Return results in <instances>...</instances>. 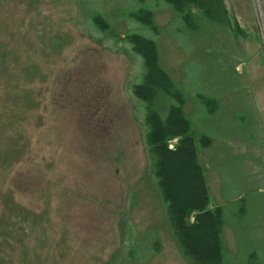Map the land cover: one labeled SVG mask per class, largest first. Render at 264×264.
<instances>
[{
    "label": "rangeland",
    "instance_id": "1",
    "mask_svg": "<svg viewBox=\"0 0 264 264\" xmlns=\"http://www.w3.org/2000/svg\"><path fill=\"white\" fill-rule=\"evenodd\" d=\"M225 3L234 29L166 0H0V264H192L133 93V34L180 95L154 109L191 123L224 264H264L263 160L241 153L264 144V0Z\"/></svg>",
    "mask_w": 264,
    "mask_h": 264
},
{
    "label": "trees",
    "instance_id": "2",
    "mask_svg": "<svg viewBox=\"0 0 264 264\" xmlns=\"http://www.w3.org/2000/svg\"><path fill=\"white\" fill-rule=\"evenodd\" d=\"M188 22L201 14L209 20L234 29L225 0H166ZM148 25L153 27L152 13ZM139 18V15H137ZM96 23L107 26L100 17ZM238 25V24H237ZM133 51L143 57V82L135 85L134 95L146 103L148 144L175 236L192 264H224L222 247L223 211L212 208L205 170L198 161L191 123L182 106H172L163 119L154 109L159 93L180 97L170 76L161 68L153 40L139 34L128 38ZM176 141L174 145H171Z\"/></svg>",
    "mask_w": 264,
    "mask_h": 264
},
{
    "label": "flooded vegetation",
    "instance_id": "3",
    "mask_svg": "<svg viewBox=\"0 0 264 264\" xmlns=\"http://www.w3.org/2000/svg\"><path fill=\"white\" fill-rule=\"evenodd\" d=\"M257 112L258 113L256 115L259 117V119L261 121V125L263 126V134H264L263 116H262V114L260 113L259 110H257ZM248 133H250V132H248ZM251 138H253V136H251ZM244 140H245V143H246L245 144L246 148L243 149V151L241 149V153H243V154L248 156V159H247L248 161L251 160L252 162H256L257 165H258V163H260V161L263 160V166H262V169H260V170H262V172L264 173V144H261V145L260 144L259 145L255 144L252 147H249L248 144H247V139L245 138ZM240 143H241V145H244V143H242V142H240ZM251 143H250V145H251ZM263 173L260 172L259 175L261 177H263Z\"/></svg>",
    "mask_w": 264,
    "mask_h": 264
}]
</instances>
